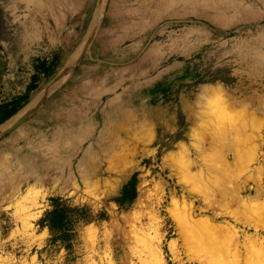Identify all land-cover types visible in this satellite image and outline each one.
<instances>
[{"label":"rangeland","instance_id":"374dc122","mask_svg":"<svg viewBox=\"0 0 264 264\" xmlns=\"http://www.w3.org/2000/svg\"><path fill=\"white\" fill-rule=\"evenodd\" d=\"M43 61L51 64L47 73ZM213 83L227 103L219 118L194 103ZM26 94L18 113L0 124V264H109V251L115 264H150L140 257L143 238L158 224L167 264H207L187 258L213 251L195 231L179 232L173 199L193 205L197 216L236 224L246 260L243 240L254 229L190 191L175 155L188 148L198 161L192 171L231 162L241 194L255 193L251 173L264 165V0H0V101ZM135 173L137 197L121 206L114 198ZM39 176L46 183L27 215L43 216L58 195L95 215L77 227L70 251L50 241L40 219L25 226L16 211Z\"/></svg>","mask_w":264,"mask_h":264},{"label":"bare ground","instance_id":"6f19581e","mask_svg":"<svg viewBox=\"0 0 264 264\" xmlns=\"http://www.w3.org/2000/svg\"><path fill=\"white\" fill-rule=\"evenodd\" d=\"M17 120L18 117H15V119H11V121L9 120L10 122L4 128H10L12 125L16 123ZM256 135L258 136L257 139H259V136L261 135L260 130H258ZM256 135L254 137L252 136V138L255 139ZM254 145L255 146L252 147L254 149V153L251 155L252 159L253 157L258 158L257 150L259 145L258 146L257 144ZM189 154L190 152L188 148L181 147L178 155H175L176 157L183 159V164L185 168L183 172L185 171L187 174L185 175L188 176L189 178V180L184 179L183 182L185 183V185L190 187V191L192 190L193 192L202 195L205 201L209 202V204L211 205L219 204L224 208H226L227 210L225 211V213L230 214L238 222L247 226H251V229H254V232H251L250 235L245 234L243 244L246 247L247 255L245 257L246 260L244 261L240 249V239L242 233H240L239 227L236 224L231 225L230 223L229 224L219 223V222H215L212 219L213 217L211 218L209 216H197L195 214L193 205L181 204L179 200L173 199L171 201L172 202L171 211L173 218L179 229V232L184 233L189 230L195 231L198 237L201 240H203L205 244H208L213 251V255L211 256L209 255L206 257H204L205 255H203V257L189 256L187 258L197 260V262L208 261L209 264H264V234L262 233L264 231V167H263L264 165L254 166L256 176H254V173H251V180L256 181V186L251 184L250 187L251 190H255V193H251V196L250 195L243 196L241 192L244 186L242 184L240 185L236 181L237 177L229 171L231 162L229 163L228 161L225 162L223 161L224 164L220 166H213V164L210 165L211 163L210 164L203 163L204 165L207 164L208 172H206V170L203 168L204 165H202L203 167H198V168L196 167L195 168L196 170L192 171V168L195 165H197L198 161L194 160V158L192 159ZM225 160H227V158ZM183 164L181 165L183 166ZM217 169L220 170L221 171L220 173L223 174V176L225 175L226 178L228 179L222 178L223 176H221L220 178L215 173L214 174L212 173V171L216 172ZM42 183H46L44 181V177L41 176L36 177L35 182L32 183V185H30L29 189H33V190L38 189L37 186ZM215 186L216 187L218 186L219 190ZM158 188H159V195L155 200L153 207L150 208L151 219L152 218L157 219L158 207L160 206V203L162 202L163 199V186L161 185ZM219 191L221 193L220 195H222L221 198H218L217 196V193ZM223 198L226 200H224V203L222 204L221 201H223ZM232 202L233 203L237 202L238 206L236 208L230 209ZM158 229H160V224H158L155 227V234H152L153 232H146V234L144 233L145 234L143 238L144 249H143V253L141 252L140 257L143 258L144 260H147V262L150 264H167L168 262L166 261L167 258L165 257V254L160 245L161 236L158 234ZM217 235L218 236L220 235L221 239H219L218 237L217 239L216 238ZM94 243L95 241H93V244ZM207 248L208 247H206L205 251L208 250ZM188 249L190 250L191 248ZM173 252L175 254V258L176 257L180 258L179 256L180 253L178 252V250H176L174 245H173ZM110 253L111 251L106 252L103 255V257L104 258L107 257L108 259L107 261L109 262V264H115ZM90 263L101 264V261L99 263L97 262V260L92 259Z\"/></svg>","mask_w":264,"mask_h":264},{"label":"trees","instance_id":"16d2710c","mask_svg":"<svg viewBox=\"0 0 264 264\" xmlns=\"http://www.w3.org/2000/svg\"><path fill=\"white\" fill-rule=\"evenodd\" d=\"M41 70L45 73L49 72L50 65L47 61L42 62ZM38 75H34L37 79ZM35 86L31 84L29 89ZM162 83H158L156 91L159 90ZM28 99V94L20 95L9 101H0V124L6 122L9 118L15 115ZM137 173L125 183L119 196L115 197V201L121 206H129L137 197ZM51 210H46L43 217L40 219L42 227H47L51 234L50 241L55 242L60 240L67 249L72 250L73 240L77 236V227L82 222H89L95 218L94 213L89 205H72L68 199L63 196L51 197ZM105 212L99 214L100 218H104Z\"/></svg>","mask_w":264,"mask_h":264},{"label":"clouds","instance_id":"9594fccd","mask_svg":"<svg viewBox=\"0 0 264 264\" xmlns=\"http://www.w3.org/2000/svg\"><path fill=\"white\" fill-rule=\"evenodd\" d=\"M215 89V90H214ZM219 86L215 83L213 84H207L202 86V90L197 93L194 103L197 106V109L207 115L220 117L221 114L227 115V103L226 99L224 97V94L221 90H218ZM194 132L193 130H190V133ZM43 191L42 188L38 189H29V191L24 194L21 197V200L16 206V211L21 215L22 222L25 226H31L29 224V221L35 220V219H41L43 216H29L27 213L29 212V207L27 205L35 204L36 200L33 199L34 197H39L40 193ZM51 210V207L48 209V211ZM94 229V225H87L86 231H92ZM45 231H47V228H45Z\"/></svg>","mask_w":264,"mask_h":264},{"label":"water","instance_id":"95a60500","mask_svg":"<svg viewBox=\"0 0 264 264\" xmlns=\"http://www.w3.org/2000/svg\"><path fill=\"white\" fill-rule=\"evenodd\" d=\"M71 65H72V63L70 64V65H68V67H66L64 70H63V72H61V74L54 80V83H56L57 81H59V79H61V77L64 75V73H66L68 70H69V68L71 67ZM31 111L32 110H30L18 123H16L13 127H10V128H8V129H6V131L5 132H8V131H11V130H13L14 128H16L17 126H19L21 123H23L26 119H27V117L30 115V113H31ZM18 113V112H17ZM16 115V114H15ZM14 116V115H13ZM12 116V117H13ZM11 117V118H12ZM10 119V118H9Z\"/></svg>","mask_w":264,"mask_h":264}]
</instances>
